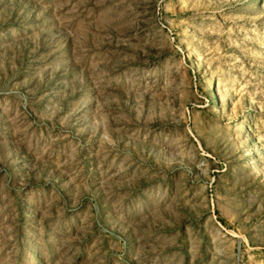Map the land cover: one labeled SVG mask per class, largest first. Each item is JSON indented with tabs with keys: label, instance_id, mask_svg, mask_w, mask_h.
Instances as JSON below:
<instances>
[{
	"label": "rangeland",
	"instance_id": "1",
	"mask_svg": "<svg viewBox=\"0 0 264 264\" xmlns=\"http://www.w3.org/2000/svg\"><path fill=\"white\" fill-rule=\"evenodd\" d=\"M0 264H264V0H0Z\"/></svg>",
	"mask_w": 264,
	"mask_h": 264
}]
</instances>
